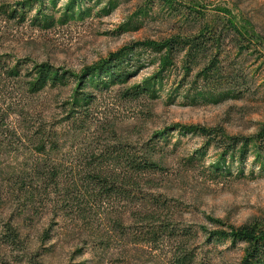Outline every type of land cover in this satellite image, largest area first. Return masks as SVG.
<instances>
[{
    "label": "rangeland",
    "instance_id": "1",
    "mask_svg": "<svg viewBox=\"0 0 264 264\" xmlns=\"http://www.w3.org/2000/svg\"><path fill=\"white\" fill-rule=\"evenodd\" d=\"M15 8L24 10V21L9 17ZM217 30H229L225 67L234 65L250 79L239 95L199 94L188 49L170 51L169 44L179 41L181 49L183 40ZM236 34L239 46L231 41ZM119 52L134 60L130 78L110 88L85 87L95 98L80 127L82 114L71 113L77 76ZM0 59L22 67L19 76H0V264H241L244 244L208 242L202 229L249 221L264 226V153L256 139L264 130V0H0ZM43 62L75 77L32 93L27 70ZM136 87L146 92L123 96ZM106 125L110 135L101 133ZM203 128L218 138L250 139L246 156L223 158ZM120 142L156 146L152 157L162 167L150 176L154 194L169 208L160 219L174 224L175 235L156 225L147 231V221L128 214L116 231L100 213L76 225L71 204L125 212L134 203L118 196L96 200L85 188L70 193L68 187L75 173L83 178L90 150ZM54 172L57 179L46 177ZM10 227L20 232L18 240L9 238ZM187 227L198 236H185Z\"/></svg>",
    "mask_w": 264,
    "mask_h": 264
},
{
    "label": "trees",
    "instance_id": "2",
    "mask_svg": "<svg viewBox=\"0 0 264 264\" xmlns=\"http://www.w3.org/2000/svg\"><path fill=\"white\" fill-rule=\"evenodd\" d=\"M72 3H85L89 0H71ZM45 3V2H44ZM24 10L19 13L16 8L9 14L10 18L21 17L25 20ZM229 30L199 32L188 40H183V47L180 49L177 46L180 42L169 44L170 51L188 49L189 56L192 63L197 65L198 72L195 77L196 91L203 93L204 91L210 92H226L239 95L244 89H250V79L245 75L242 70L237 69L234 65L225 67L223 64L222 55L224 53L223 47L225 41L230 37ZM236 46H239L241 39L236 34L232 40ZM238 42V43H236ZM124 53H116L113 58L103 61L99 66L86 69L82 71L77 77L80 85L78 97L71 103V113L73 116L76 114L81 115L80 127L87 125L89 119V106L94 101L95 95L90 90L85 92L84 88L92 84L91 88H110L117 83L127 82L132 74L134 67V60L124 59ZM134 69V68H133ZM22 67L20 65L10 66L2 63L0 59V76H7L9 78L16 77L21 74ZM29 80L27 88L32 93H37L44 89L48 84H65L69 75L75 77L71 71L56 68L54 65L43 62L41 64H33V67L27 70ZM146 88L136 87L123 91V96L127 99H137ZM112 127L106 125V128L101 133L110 135ZM196 130L191 128V132ZM113 133V132H112ZM201 135L205 136L207 142L210 144L216 142V145L223 149V158L227 159L230 156L233 160L236 157L243 159L250 145L251 140L243 137H215L210 130L205 128L201 129ZM40 136H45L41 133ZM257 142L260 150L264 153V130L257 137ZM124 142H120L112 147L103 148L99 152L90 150L82 164L83 178L79 180V172L75 175V182L68 186L69 191L75 192L85 188L89 193V198L100 199L112 198L115 196L124 197L134 201L133 204L127 206V211L122 212L116 206L111 207H98L90 206L87 204H71L68 210L74 214L73 217L77 226L81 225L80 220H91L92 216L100 213L111 231H116L119 223L123 220L125 214L129 217H142L141 221H147L149 226L147 231H150L153 225H156V230L159 229L161 233L167 232L169 235L176 234V228L169 220H161L160 217L163 212L168 211L169 208L163 204L162 199L154 194L156 185L150 172L161 168L162 166L153 159L152 155L156 146L148 143L146 149L141 150L139 147H133ZM42 151L45 146H40ZM247 151V152H246ZM41 181L45 179L38 175ZM58 173L50 174V179H57ZM59 185V184H58ZM68 190V188H66ZM162 201V202H161ZM138 202V203H137ZM66 210V208H63ZM67 211V210H66ZM157 221L160 225L157 226ZM219 223V222H218ZM208 242H230L233 246L237 243L244 244V254L241 258V264H264V226L259 222H246L240 226L234 224L219 223L214 229H202ZM156 232V231H155ZM185 236L189 238L197 237L198 231H194L192 227H187L182 230ZM109 236L110 234L107 233ZM8 236L12 241H16L20 237V232L12 227L8 229ZM106 236L105 238H109ZM101 243H106L102 240ZM188 245L181 248V252L188 255ZM183 250V251H182ZM190 255V254H189Z\"/></svg>",
    "mask_w": 264,
    "mask_h": 264
}]
</instances>
